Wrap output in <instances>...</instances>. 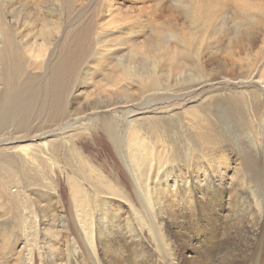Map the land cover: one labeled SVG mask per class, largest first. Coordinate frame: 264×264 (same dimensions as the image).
<instances>
[{"label":"rangeland","instance_id":"374dc122","mask_svg":"<svg viewBox=\"0 0 264 264\" xmlns=\"http://www.w3.org/2000/svg\"><path fill=\"white\" fill-rule=\"evenodd\" d=\"M113 1L118 11L112 14L115 18L109 23L108 32L105 30L99 37L95 31L92 37L90 32L82 47L85 58L68 80V96L73 89H85L77 102L63 104L62 111L67 117L59 113L49 120L41 117L43 113L39 115L36 108L51 71L46 67L26 73L33 77L30 89L20 78L21 90L12 98L15 111L8 116L6 110L3 115L8 126L0 144V186L8 184L9 179L12 182L9 189L4 188L10 190V211L0 212V264H264L263 85L251 83L252 88L247 91V87L237 89L232 84H220L219 93L234 90L243 99L233 117L234 124L215 121L224 146L192 143L195 131L181 119L185 105L197 115L207 114L214 127V69L226 68L224 71L230 73L237 65H245L248 60L245 51L238 55L237 43L226 40L224 51L220 50L214 62V21L211 28L203 31L200 22L192 23L180 1ZM102 4L103 0H86L80 10L85 8L89 13ZM106 13L97 16V23L113 19ZM43 25L39 22L36 29L41 30ZM124 26L137 30L138 35L129 38L122 31ZM190 31L200 37L191 44L185 41ZM50 32L38 35L37 41L53 47L55 40ZM102 37L106 44L118 43L120 64L126 63L124 66H131L133 71L156 65L151 69L153 73L162 72L161 76L156 75L161 86L182 87L188 80L199 77L208 84H201L173 101L151 99V90L144 89L145 83L140 84L137 76L118 77L120 64L109 57L111 54L93 65L95 62L90 58L96 47L103 44L96 43ZM256 41L252 52L257 54V64L258 59L264 61V43ZM229 43L233 44L228 48ZM4 91L3 83L0 94ZM24 99L30 100L28 106L18 110ZM126 100L133 102L125 103ZM111 103L116 107L99 111ZM168 108H175L178 114L170 118L150 111ZM93 109L99 112L92 114ZM80 116L84 119L72 124L71 136H52L47 138L50 143L36 135L19 140L57 122L67 126L68 120L72 123ZM110 124L128 140L133 129H142L140 136L153 146L157 157L169 158L170 163L162 161L164 167L158 171L152 166L156 161L149 160L138 171L126 155L119 153L122 149L117 150L111 143L107 132ZM206 125L200 122L195 126L209 130ZM28 143L40 147L35 151ZM220 156L230 158L231 165L235 157L237 163H242L243 185L231 184L230 177L222 185L216 182L214 171ZM233 173L234 170L230 176Z\"/></svg>","mask_w":264,"mask_h":264},{"label":"bare ground","instance_id":"6f19581e","mask_svg":"<svg viewBox=\"0 0 264 264\" xmlns=\"http://www.w3.org/2000/svg\"><path fill=\"white\" fill-rule=\"evenodd\" d=\"M84 1L86 0H35L32 1L31 3H27L23 0H0V66L2 69V72L0 73V84L3 83L5 84V91L4 93L0 94L1 95L0 96V144L3 143L5 133H7V132L3 133V131L6 128V126H8L7 118L6 116L3 115H6V110L8 116L11 114V112L15 111L13 108L12 98L15 96L16 91L21 90L18 87L20 86L19 85L20 78L23 77L24 82H27L26 88L28 89L31 88L30 82L33 80V77L31 76V74L27 75L26 73H33V70L35 69H40L41 71L42 67H46L48 68V70L49 69L51 70L47 78L46 87H45L46 90H44L45 93L43 94L41 99H39L38 102L36 103V108L37 110L40 111L39 115L43 113L41 117L44 116L46 117V119L54 120L55 116L57 115L58 117L59 113H62L63 117H67L62 111L63 104L69 106L77 102L82 97V93L84 92L83 90L85 89V87L84 88L79 87L71 90V94L69 92L71 96H68V87H69L68 80H70L72 76L71 73L77 70L80 62L85 58V56L82 57V53L85 52L84 49L82 48L84 47L83 44L89 37L90 32L92 35L93 32L95 31V34L97 33L98 37L103 36L105 34V30L106 32H108L107 29L109 30V23H111V21L114 20L115 18V16H112V14H114L115 10L118 11V8L113 0H103L102 7L101 6H97L98 8L94 7L88 13V9L82 8L80 10V7H84L83 6ZM161 1L162 0H160V2ZM177 1H180L179 3L184 6L182 7L187 11L186 13L189 14L192 23L194 25L200 22V28L203 31H206L210 27L211 23L214 21V62L217 61L216 57L219 54L220 50H223L222 48H224L225 42L227 43L226 40L228 41L230 40L232 42L234 41V43H237V45H235L238 49L237 54L241 55L240 53H243V51H245L248 58V60L246 61L247 63L245 65L244 64L237 65V69L236 70L231 69L232 72L230 73H226L224 71L226 68L224 70L214 69V80H213L214 109L212 108L214 110L213 128L211 127L213 125L211 124L210 120H208L207 118L208 117L207 114L197 115L195 114L196 112L193 109L184 108L185 105L182 106L183 117L181 119L184 125H186L187 128H190L191 131H195L193 134V141L191 140L190 141L194 144L195 143L198 144L196 141H199V144L207 145V147H209L210 145L212 146L214 144V148H219L220 146H224L225 141L219 138L218 131L215 128V121L218 120L219 123L222 125L227 123L234 124L233 117L238 112L241 106L240 101L241 100L243 101L241 96L242 94L241 95L239 94L240 92L236 93L233 90V92L227 93L221 90L223 92L219 93V90L222 88L220 87V84H230V85L232 84L236 86L237 89L239 88L243 89L247 87V91H249L248 88H252L251 83H258L263 85L262 92L264 95V61L258 59L256 64L255 60L257 58V54L252 52L253 47H255L256 45L255 44L257 42L256 40L260 39V42L264 43V0H177ZM73 13H77L78 17L75 18ZM103 13L110 14V17H113V19L111 18L109 21H107V23H99V21L97 23L96 20L97 16L99 17ZM57 15H59V17L57 19L56 18L53 19V17ZM39 22L44 23L43 25L44 28H42L43 30L36 29ZM114 24L115 23H113V25ZM123 24L124 23H122V25ZM49 31L52 32L53 39L55 40L53 42L54 43L53 47L48 46V43L46 44L43 41L42 43H39L37 41L38 35L43 36L44 33H47ZM122 31L125 35L129 36V38H131L132 36L136 37V35H138L137 30L135 31L129 27L124 26ZM190 32L191 33H188L186 35L185 41L191 44L197 41L200 37L197 36L196 32L194 31H190ZM102 38L103 39L98 38L96 43L102 42L103 44L100 46L96 45L97 46V47L95 46L96 52L94 51L95 54L93 55V58L89 57L90 59H92L91 61L95 62L93 65L97 66L100 63V60L105 61L107 54L108 55L111 54V56L109 57H112V59L114 60L115 59L118 60L117 64H120V58H117V56L120 57L119 51L121 48H117L118 43L110 44L111 42H108V44H106L104 43L105 42L104 37ZM121 44L123 43L121 42ZM232 44H230L228 48ZM49 45H52V43H50ZM259 49L262 50L263 47L260 46ZM173 58L175 59V61H178L176 59L177 57H175L174 54H173ZM259 63L260 65H258ZM124 65H126V63ZM124 65L120 64L121 69L118 77L123 79V78H130L133 75L137 76V80L140 84L143 85L145 83V85H143L144 86L143 88L146 90L148 89L151 90L149 96L151 99L154 100L173 101L182 96L190 94L192 91H195L201 84L202 85L204 83L208 84V82H204L207 81L206 79H202L201 77H199V78H195V80L194 78L192 80H188L189 82L185 81L188 82L186 84L185 82L184 83L182 82L181 84H185L182 87L178 86L176 88H171L169 85H166L164 87L161 86V81L156 76L157 74L161 76L162 72L157 73L155 71L153 73L154 70L152 71L151 69V68H156L155 67L156 65L155 66L153 65L154 67L152 66L148 70L143 69L140 72L133 71L131 66H124ZM221 65L222 62H220V66ZM86 66H88V64ZM7 70L9 71L7 72ZM24 75L27 76L25 77ZM147 78L150 80L151 85H149V80L147 81ZM23 84L25 85V83ZM28 101L30 100L24 99V104L20 103L18 105V110L21 109L23 110L26 106H28L27 103ZM129 102L132 103L133 100H126L125 103H129ZM102 107L103 108H100L99 111L107 112L108 108L116 107V104L111 103ZM155 109L150 111L155 112L157 114L163 113L170 118L172 117V115L174 116L175 114L176 115L178 114L177 113L178 111L176 112L175 108L173 109L168 108L167 110L164 109L166 111L163 110L158 112H156ZM186 109H188V111ZM99 111L97 110L95 111V109H93L91 113L97 114ZM132 111L130 113H132ZM82 119H84V117L81 116L76 117L73 119L72 123H70L71 121L68 120L67 126H63L62 122L51 124L48 127H45V129H40L35 132H32L29 135L21 136L19 140L20 141L27 140L28 138H31V136L36 135V137H39L40 139L43 138L44 140H46L45 142L50 143L51 139L47 140V138H51L52 136H63V135L65 136V134L71 136L73 134V129H72L73 127H71L72 124L81 122ZM200 122L207 123L206 126L207 128H209V130L207 129L204 130L202 126H198V127L195 126V125H199ZM184 125H182V127ZM75 128L76 127H74V129ZM153 128L156 129L155 127ZM58 130H61V132H56ZM141 130L134 131L133 129L130 137L131 140H128L125 139L122 134L119 135L117 132H115L111 124L107 126V132L110 136L111 143L117 147V150H119V148L122 149L121 152L119 151L118 152L121 153V155L124 156L126 155L125 157L129 159L132 166L136 167V169L140 171L142 169V166L146 164L147 161L152 160V161H156L154 164H152V166L154 165L155 168L158 169L159 171L160 169H162V167H164L162 161H165L166 164H169L170 160H168L169 158H164L163 156H161L160 158H158L159 156L157 157L156 155L157 153L153 152L152 149L153 146H151L147 140H144L142 136H140ZM28 146L34 147V145L31 143H28ZM35 146L36 147H34L33 149L36 151L38 150L37 146L40 147V144H36ZM55 147L56 146L54 143L53 146L54 153L55 150L57 149ZM234 160L235 161L232 165L230 162V158L228 157L224 158L220 156L219 160H217L216 162L217 167L215 168L214 171L215 173L214 177L217 178L216 182H219V185H222V183L224 182L223 180H227L228 177H230L231 184L232 182H234V184H237L238 186L244 184L245 181L243 180L244 177V173H243L244 169L242 168L243 165L241 162L237 163L238 160L237 157H235ZM222 165L227 166V168L225 169L222 168L221 167ZM194 167L197 168L196 170L199 171L198 165ZM232 170H234V173L231 174L230 176ZM11 182L12 181L9 179L8 184H3L4 185L3 187L0 186V212L3 213H7L8 211H10V206H9V201H11L10 190L9 192H7L4 190V188L9 189V186H11ZM200 182L204 183V181L202 180ZM77 190L80 191V189Z\"/></svg>","mask_w":264,"mask_h":264}]
</instances>
